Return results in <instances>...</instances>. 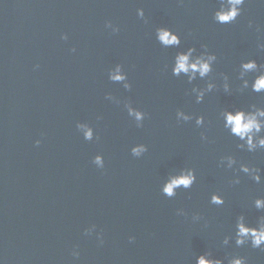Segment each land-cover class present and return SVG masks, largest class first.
<instances>
[{
	"label": "water",
	"instance_id": "obj_1",
	"mask_svg": "<svg viewBox=\"0 0 264 264\" xmlns=\"http://www.w3.org/2000/svg\"><path fill=\"white\" fill-rule=\"evenodd\" d=\"M226 4L0 0L4 264H197L202 253L225 264L236 255L264 264V250L238 247L234 239L240 215L251 225L264 215L254 206L264 182L238 171L245 163L264 176V150L240 149L223 115L264 106V93L251 88L264 72V3L245 0L235 21L219 24L214 14ZM160 27L178 34L180 44L164 45ZM192 47L194 56L207 51L217 59L208 76L190 81L173 67ZM250 59L260 68L242 78ZM118 65L125 80L110 78ZM209 82L217 87L198 102L193 89ZM80 124L92 129L91 139ZM141 145L146 151L134 155ZM228 155L237 160L231 169L222 162ZM188 169L196 181L168 196L166 183ZM236 176L239 184L232 183ZM214 193L223 205L211 202Z\"/></svg>",
	"mask_w": 264,
	"mask_h": 264
},
{
	"label": "clouds",
	"instance_id": "obj_2",
	"mask_svg": "<svg viewBox=\"0 0 264 264\" xmlns=\"http://www.w3.org/2000/svg\"><path fill=\"white\" fill-rule=\"evenodd\" d=\"M264 3V0H261ZM245 4V0H227V4L219 8L215 14L214 19L219 24H231L235 21L242 11V6ZM140 15H143L141 10ZM251 26V23L250 25ZM118 31V29H117ZM157 35L159 40L166 46L179 45L181 40L180 36L174 33L170 28L160 27L157 29ZM264 47V46H262ZM75 51V49H73ZM196 48H189L187 51H182L175 57V64L173 67V74L179 76L184 73L189 77V80H194L197 74L201 78L208 76L213 71V64L217 57L214 53L205 51L200 55H195ZM260 68V65L256 60L250 59L242 64L241 77L249 72H256ZM110 78L114 81L125 80L126 76L123 73L122 67H115L110 74ZM127 86V85H126ZM249 81L244 80L243 87L247 88ZM217 85L214 82H209L205 89H193L197 93V101L203 102L205 95L216 88ZM223 88L225 92L231 91V85L228 82V77H224ZM252 91L255 93H264V72H260L251 83ZM130 112L136 116L138 120L143 119V113L130 109ZM225 118L224 127L230 130V133L234 137H238L241 143L238 145L240 149H246L248 152H256L257 150H264V106L251 105L249 108H235L233 110H225L223 113ZM179 117L184 120L191 119L189 115L184 112L178 113ZM205 119L203 116L197 118V124L203 125ZM80 128L86 129V138L91 139L93 131L85 124L78 125ZM207 139V137H205ZM146 151L144 146H138L133 149L134 155H140ZM227 161V167L233 168L237 164V160L234 156L228 155L222 157V162ZM95 163L103 165L102 156L95 158ZM239 172L247 174L257 184L264 182V176L261 175V169L250 166L245 163L239 165ZM196 181V172L193 169L183 171L180 175L172 177L169 182L164 186L163 191L168 196L175 195V190L183 186L189 188ZM234 184L240 183L239 176L232 181ZM211 202L215 205H223L225 203L224 197L219 193H214ZM254 206L257 210L264 211V196L257 197L254 200ZM101 243L102 234L100 236ZM134 237H130V240H134ZM233 237L228 236L224 239V244L231 243ZM234 239L236 246H244L250 244L252 248L264 250V215H261L255 225L248 223L247 218L244 215H240L235 224ZM75 255L78 257L79 252ZM0 264H4L0 259ZM197 264H225L224 259L216 258L212 256V253H202L197 259ZM228 264H248V260L244 256L236 255L232 256L228 260Z\"/></svg>",
	"mask_w": 264,
	"mask_h": 264
}]
</instances>
